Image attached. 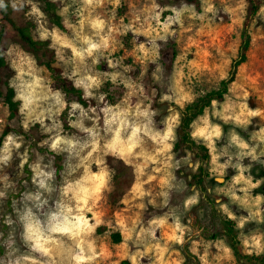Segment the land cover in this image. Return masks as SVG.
<instances>
[{
    "label": "rangeland",
    "instance_id": "374dc122",
    "mask_svg": "<svg viewBox=\"0 0 264 264\" xmlns=\"http://www.w3.org/2000/svg\"><path fill=\"white\" fill-rule=\"evenodd\" d=\"M6 1L94 104L54 88L5 22L3 79L20 111L9 120L0 99V135L11 127L0 146V264H181L186 245L201 264H242L223 233H209L227 218L245 252L264 253V0L225 99L191 128L210 151L214 209L176 130L181 108L230 77L249 0H52L65 30L39 0Z\"/></svg>",
    "mask_w": 264,
    "mask_h": 264
},
{
    "label": "trees",
    "instance_id": "16d2710c",
    "mask_svg": "<svg viewBox=\"0 0 264 264\" xmlns=\"http://www.w3.org/2000/svg\"><path fill=\"white\" fill-rule=\"evenodd\" d=\"M44 5V10L49 15L52 22L59 28L65 30L66 25L63 22L62 16L57 12V6L52 0H39ZM250 8L246 16L243 27L240 33V43L236 57L231 63L230 77L223 79L217 89L211 90L203 96L185 105L180 109V121L176 130L175 149H189L192 154L198 159L199 165L197 170L192 174L191 181L194 186L202 194L205 202L214 209V199L208 189L206 179L209 176L207 170V162L210 157V151L206 144L198 142L192 135L191 128L194 120L201 115L207 107H209L214 100L223 101L229 89V84L234 80L236 71L247 60L248 52L252 44L251 25L254 17L260 10V0H249ZM0 13L2 14V21L0 24V99L6 105L9 112V120H13L20 111V103L16 99L15 88L7 84L3 79V71L7 67V60L5 57V35L6 23H11L15 26L16 31L26 45V47L34 54L39 64L44 65L50 72L53 79V86L61 90L67 96H74L77 101L85 107L94 104L93 100L88 99L84 91L78 88L70 79L62 73V70L55 66L52 58L47 57L49 50L48 42L46 40L35 39L31 32L16 24L10 14L9 5L6 0H0ZM11 131V127L7 125L0 135V146L4 138ZM128 177L124 179L121 177L117 183H128ZM214 211V210H213ZM215 229H210L211 237L215 238L219 233H223L226 237L229 246L234 252L235 257L242 264H264V253H247L243 249L241 239L238 235L235 223L231 219L218 220L220 226L217 227V222L213 221ZM216 223V224H215ZM113 238L116 241L121 240L119 233H114ZM184 260L181 264H201L200 260L191 252L188 246L183 247ZM127 264V263H126Z\"/></svg>",
    "mask_w": 264,
    "mask_h": 264
},
{
    "label": "bare ground",
    "instance_id": "6f19581e",
    "mask_svg": "<svg viewBox=\"0 0 264 264\" xmlns=\"http://www.w3.org/2000/svg\"><path fill=\"white\" fill-rule=\"evenodd\" d=\"M57 216V215H56ZM53 218V217H52ZM49 219V218H48Z\"/></svg>",
    "mask_w": 264,
    "mask_h": 264
}]
</instances>
